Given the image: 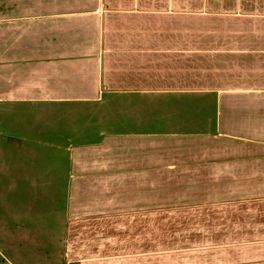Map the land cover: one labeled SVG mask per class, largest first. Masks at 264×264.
Returning <instances> with one entry per match:
<instances>
[{"label":"crops","instance_id":"crops-1","mask_svg":"<svg viewBox=\"0 0 264 264\" xmlns=\"http://www.w3.org/2000/svg\"><path fill=\"white\" fill-rule=\"evenodd\" d=\"M0 264H264V0H0Z\"/></svg>","mask_w":264,"mask_h":264},{"label":"rangeland","instance_id":"rangeland-1","mask_svg":"<svg viewBox=\"0 0 264 264\" xmlns=\"http://www.w3.org/2000/svg\"><path fill=\"white\" fill-rule=\"evenodd\" d=\"M2 174V179H4L5 178V176L3 175V173H1Z\"/></svg>","mask_w":264,"mask_h":264}]
</instances>
